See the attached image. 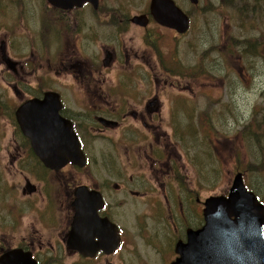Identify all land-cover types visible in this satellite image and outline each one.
Listing matches in <instances>:
<instances>
[{
  "label": "flooded vegetation",
  "instance_id": "af4514ba",
  "mask_svg": "<svg viewBox=\"0 0 264 264\" xmlns=\"http://www.w3.org/2000/svg\"><path fill=\"white\" fill-rule=\"evenodd\" d=\"M12 1L4 2L6 10ZM87 9L74 8L69 24H61L64 32L68 27L72 34L69 32V35L61 37L58 52H62L60 47L64 49L67 46L68 68L72 72V83L68 89L70 99L64 102L60 112L72 122L81 142L87 144L85 150L89 162L85 169L73 166L68 170L48 168L34 155L21 135L10 140L4 148V161H0V250L21 248L31 252L40 264H154L148 255L161 253L155 242L160 234L144 235L143 223L136 212H132L134 201L130 193L138 196L153 192L154 189L149 188H157L149 195L152 202L167 201L168 186H165L163 178L171 167L164 163L160 169L140 172L134 180L127 182L121 155V148L125 145L120 141H126L131 131L139 140L156 137L158 127L153 116H162L161 105L155 102L156 97L139 101L129 97L121 101L120 98L109 99L106 84L120 83L107 82L108 71L103 67V58L111 50V63L119 64V57L125 54L128 59L129 54L119 35L103 34V28L108 23L117 29L122 28L127 19L122 12L115 13L117 19L111 21L88 19ZM105 11L92 9L91 12L107 16ZM6 16L7 11L3 17ZM0 34L2 44L12 37L11 21L4 27L0 23ZM139 53L140 50L134 51L136 60L154 70L150 63L152 52L149 55L147 52ZM11 85L10 91L25 99L20 83ZM99 116L115 123L100 124L97 121ZM4 118L5 109L0 105V125ZM9 120L12 122V117ZM4 122L8 126V119ZM92 137L105 140L102 161L96 154L98 147L89 143ZM142 152L147 158L149 151L137 146L135 153L139 166H143L140 162ZM148 162L153 166L151 157ZM78 212L81 213L84 231L78 232L76 242L86 250H97L94 256H84L77 247H68ZM22 214L32 215L28 223ZM149 218L160 219L161 214ZM175 228L177 231L182 228L181 222H176Z\"/></svg>",
  "mask_w": 264,
  "mask_h": 264
},
{
  "label": "rangeland",
  "instance_id": "374dc122",
  "mask_svg": "<svg viewBox=\"0 0 264 264\" xmlns=\"http://www.w3.org/2000/svg\"><path fill=\"white\" fill-rule=\"evenodd\" d=\"M110 1L129 4L133 13L144 8L145 4L149 2V0ZM177 1L184 3L185 8L190 9V6L185 2V0ZM214 1L218 2L219 0ZM193 20V28L190 33L179 40L174 39L169 31L164 30L161 32L163 37L162 40L168 48V50H166V55L168 58H171L172 56L178 57L183 63L187 64L193 63L196 59L202 58L205 52H209L208 57H206L204 61L205 70H209L212 75L216 74L219 78L225 77V80L223 82L218 81L216 84H211L208 82L212 76L210 75L205 76V78L198 81V84L201 87L200 98L204 99L205 104L210 102L212 99H222V101L226 104L224 110L226 112H232L227 113V115L231 118L230 122L233 126L231 131H234L238 125L237 120H239L240 123L245 122V120L249 118L255 102L259 100L260 83L264 82V79L258 75L261 74L262 68L258 67L256 62H253L252 70L257 73L256 75H253V71H251L250 74L244 75V82H242L236 75L232 77V81L229 84L225 85L224 83L227 81L225 67L221 63V58L218 53L214 49L210 48L211 46L222 42L226 34L234 33V30L237 28L236 24L239 21L230 20L229 9L228 14L225 16L221 14L220 9L218 11H208L203 14H196L195 19ZM237 40L239 43L241 37L238 36ZM62 81H65L63 77ZM179 82L182 84L186 83L185 80H181ZM197 87L198 86L196 85V88ZM201 91H203L204 94H202ZM220 110L221 108L218 106L216 111L219 113ZM261 145L264 147V139L261 140ZM217 146L220 147L219 156L223 162L221 173L222 180L219 185L213 188L206 185L203 192L204 197H207L210 194L223 192V190L227 189L231 184L233 174L230 172L232 168V158L228 153L230 145H227L225 142H219ZM253 151L255 153L257 152L254 146ZM201 156L203 158L202 162L204 164H208L209 161L206 159L203 151ZM251 179L255 187L261 193L264 192L261 178L253 175L251 176Z\"/></svg>",
  "mask_w": 264,
  "mask_h": 264
},
{
  "label": "water",
  "instance_id": "95a60500",
  "mask_svg": "<svg viewBox=\"0 0 264 264\" xmlns=\"http://www.w3.org/2000/svg\"><path fill=\"white\" fill-rule=\"evenodd\" d=\"M192 1L197 2V0ZM65 3L69 5L72 0H65ZM151 10L155 18L167 26L174 27L180 32L188 28V17L172 0H152ZM205 204L206 224L201 230L190 235L191 246L183 248L184 264H215L212 259L220 254L222 246L219 238L223 236L228 244L236 237L235 232L240 231L243 223L242 217L250 213L251 204H255V199L245 191L239 176L230 190L229 197L213 196L208 198ZM232 216L235 218L232 219ZM260 223L259 219L257 225L259 226ZM20 256L18 252H10L1 259L0 264H29L27 259H21ZM229 262L230 264H264V258L229 260Z\"/></svg>",
  "mask_w": 264,
  "mask_h": 264
},
{
  "label": "trees",
  "instance_id": "16d2710c",
  "mask_svg": "<svg viewBox=\"0 0 264 264\" xmlns=\"http://www.w3.org/2000/svg\"><path fill=\"white\" fill-rule=\"evenodd\" d=\"M255 1V5L259 2H262L261 4H258L257 6L253 7L259 17H264V0H253ZM257 16H253L250 21L252 22L253 27L257 24ZM242 21L244 20V17H241ZM238 36L233 39L231 43H229V46L226 48V52L233 51V48H235L237 45H244L241 50L246 54H254L259 55L261 53H264V33H261L260 36H247L244 39H241L238 43ZM238 61H240L239 56H237ZM253 62L250 64L251 69ZM264 117V112H263ZM247 132H250L251 134V148L253 150V146L255 150L257 151L256 154L260 156L256 161H254L251 165L244 164L242 161L238 162L236 165L237 169L243 170L245 173H249L253 170L258 171L262 174H264V147L261 145L262 135L264 134V118H262L259 122L255 119L253 122H251L247 127ZM255 144V145H253Z\"/></svg>",
  "mask_w": 264,
  "mask_h": 264
},
{
  "label": "clouds",
  "instance_id": "9594fccd",
  "mask_svg": "<svg viewBox=\"0 0 264 264\" xmlns=\"http://www.w3.org/2000/svg\"><path fill=\"white\" fill-rule=\"evenodd\" d=\"M222 264H230V262L227 261V260H224V261L222 262Z\"/></svg>",
  "mask_w": 264,
  "mask_h": 264
},
{
  "label": "bare ground",
  "instance_id": "6f19581e",
  "mask_svg": "<svg viewBox=\"0 0 264 264\" xmlns=\"http://www.w3.org/2000/svg\"><path fill=\"white\" fill-rule=\"evenodd\" d=\"M238 119V118H237ZM237 121H239V120H237Z\"/></svg>",
  "mask_w": 264,
  "mask_h": 264
}]
</instances>
